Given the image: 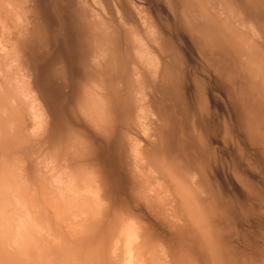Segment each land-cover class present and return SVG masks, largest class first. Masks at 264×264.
<instances>
[{
  "label": "bare ground",
  "instance_id": "1",
  "mask_svg": "<svg viewBox=\"0 0 264 264\" xmlns=\"http://www.w3.org/2000/svg\"><path fill=\"white\" fill-rule=\"evenodd\" d=\"M0 264H264V0H0Z\"/></svg>",
  "mask_w": 264,
  "mask_h": 264
}]
</instances>
